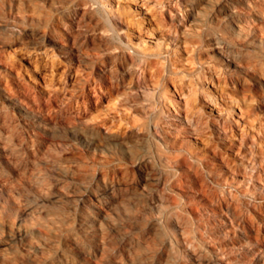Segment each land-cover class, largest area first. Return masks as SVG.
I'll use <instances>...</instances> for the list:
<instances>
[{
	"label": "rangeland",
	"instance_id": "374dc122",
	"mask_svg": "<svg viewBox=\"0 0 264 264\" xmlns=\"http://www.w3.org/2000/svg\"><path fill=\"white\" fill-rule=\"evenodd\" d=\"M257 237L264 0H0V264H264Z\"/></svg>",
	"mask_w": 264,
	"mask_h": 264
},
{
	"label": "bare ground",
	"instance_id": "6f19581e",
	"mask_svg": "<svg viewBox=\"0 0 264 264\" xmlns=\"http://www.w3.org/2000/svg\"><path fill=\"white\" fill-rule=\"evenodd\" d=\"M175 23V22H174ZM172 24V23H171ZM223 81V80H222ZM222 93V92H221ZM225 95V94H224ZM223 96V95H222ZM219 97V96H218ZM216 99V98H215ZM223 100H225V99H223ZM213 101H215V100H213ZM211 102H212V100H211ZM220 127V126H219ZM221 128V127H220ZM216 130V133L218 134V136H220V137H222V138H224L226 141H224V144L226 145V149H230L232 152H235V151H237L238 149H240V147H241V145L243 144H241V143H239V141H237L236 143L235 142H232V141H227V138H225L226 136H227V131H226V128L224 127V129H218V128H216L215 129ZM73 135H75V131H73V130H71L70 131ZM243 139V138H242ZM247 139V138H246ZM246 139H244V140H246ZM252 139V138H251ZM241 141H243V140H241ZM250 141V140H249ZM246 142H247V140H246ZM252 142V141H251ZM250 142V143H251ZM254 142V141H253ZM249 143V142H248ZM253 144V143H252ZM243 146V145H242ZM249 146V145H248ZM235 147V148H234ZM219 165L220 166H222V167H224V171L227 173V172H232V168L229 166V162L225 159V161H222V163L220 162L219 163ZM214 168V167H213ZM213 171V170H212ZM211 171V173L213 174V172ZM192 172H193V170H192ZM196 173V172H195ZM194 175V174H193ZM213 198V197H212ZM216 198V197H215ZM213 200V199H212ZM215 203H216V201H214ZM221 203V202H220ZM221 207V206H220ZM228 220H229V222H232V218L231 217H229L228 216ZM234 220V219H233ZM255 241V244L257 245V249H259V247L260 246H263L264 244L258 239V237L254 240ZM261 248V247H260ZM247 254V252H241L240 254H238V255H240L241 257H244L245 258V256H247L246 255ZM240 259V258H239Z\"/></svg>",
	"mask_w": 264,
	"mask_h": 264
}]
</instances>
